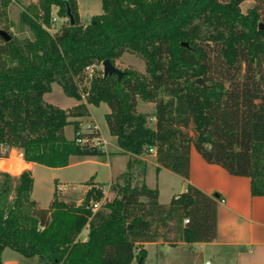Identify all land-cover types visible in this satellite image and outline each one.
<instances>
[{
    "label": "trees",
    "instance_id": "obj_1",
    "mask_svg": "<svg viewBox=\"0 0 264 264\" xmlns=\"http://www.w3.org/2000/svg\"><path fill=\"white\" fill-rule=\"evenodd\" d=\"M244 1L102 0V14L87 25L78 0L30 4L21 20L32 39L20 48L0 36V158L20 149L27 163L58 169L73 157H102L91 142L99 132L83 133L77 119L90 114L88 105L105 103L109 132L124 153L153 149L157 172L189 180L194 147L209 164L250 178L252 195L264 196V0L247 13ZM54 7L68 21L52 34ZM126 53L144 60L145 73L117 67ZM105 60L124 73L121 80L86 72ZM53 84L80 103H48ZM139 99L155 103L154 127L138 111ZM33 187L30 169L0 171V264L6 249L50 264H145L146 243H209L218 235L217 197L191 184L163 205L157 189L133 185L130 170L111 184V201L93 185L80 204L55 191L48 208L31 198Z\"/></svg>",
    "mask_w": 264,
    "mask_h": 264
},
{
    "label": "crops",
    "instance_id": "obj_2",
    "mask_svg": "<svg viewBox=\"0 0 264 264\" xmlns=\"http://www.w3.org/2000/svg\"><path fill=\"white\" fill-rule=\"evenodd\" d=\"M79 103L80 102L73 99L72 107ZM88 108L90 113V105H88ZM80 119L82 118L77 120L80 121ZM80 122L82 125V121ZM98 132L102 142L101 150L104 153L102 157L110 156L113 160L116 161V159H119L122 162L121 167H114L111 162L104 163V165L110 168L113 167L111 181L114 176L119 177L130 170L133 174V169H136L137 166L132 168V164L133 161H137L144 169V174L137 178L138 175L134 173L133 181L136 182L140 179L142 183L146 184L149 188L155 189V187H152L149 183L150 173L155 171L158 180L156 187L159 192V202L163 205L169 204L173 198H170L167 202L162 201V188L159 178L163 175L171 179L174 177L179 178V182H182L179 192L175 195L185 192L188 185L191 184L207 195L217 197L218 199V235L214 241L194 244L178 242L176 245H169L162 241L146 243L143 246L147 251L146 263L150 248H154L161 255L160 262L156 264H184L185 262L182 258H184V256L186 257V255L181 256L180 251H178V253H175V251L181 250V254H184L186 248H190L191 251L193 250L192 248H194L195 252L191 255L190 259H193V257L195 259L190 264H198L196 263L197 259H200L199 264H264V196L252 195L250 178L231 175L221 166L209 164L194 147L190 155L189 180H185L166 168H162L157 172L156 168L158 164L156 162L155 152H151V160H147L143 155L131 157L130 154L124 153L119 147L116 137L111 135L108 139V137H104L101 134L99 129ZM65 136L69 140L73 139L68 138L66 133ZM108 146L113 147V150H109ZM13 152L18 153L20 161L32 171L35 180V167L37 164L24 161L22 150L20 149H12V153ZM98 159L99 157L96 156L82 159L73 157L70 165L66 168L73 166L74 161L89 162L99 165L103 164L98 161ZM114 168L117 170L114 171ZM96 176L97 174L91 175V181L95 182ZM134 177H136V179ZM59 188L62 189L63 187L61 188V186H59ZM78 204H80V202ZM85 231L87 230H84L83 233ZM86 239L87 235L84 236L83 240ZM207 253H209L210 259L203 260V255ZM21 258V255L14 251L8 253L5 250L2 254L3 264H25ZM27 260H30L33 264L34 260H38V257L27 258Z\"/></svg>",
    "mask_w": 264,
    "mask_h": 264
},
{
    "label": "rangeland",
    "instance_id": "obj_3",
    "mask_svg": "<svg viewBox=\"0 0 264 264\" xmlns=\"http://www.w3.org/2000/svg\"><path fill=\"white\" fill-rule=\"evenodd\" d=\"M37 0H0V30L5 31L11 36V40L15 42L17 46L22 48V45L32 39V34L28 30V28L23 24L21 20L22 12L32 3H36ZM261 5L260 0H245L241 9L243 13H247V11L255 5ZM79 7V15L81 19V23L83 25H87L91 18L96 15L102 14V0H78ZM58 8H53V16L54 22L53 26L50 29L52 34H55L60 27L67 23L68 18H62L57 14ZM264 11V8H263ZM0 41V45H1ZM117 67L121 70L129 69L135 70L140 73H145V62L144 60L133 53H126L117 61ZM99 69L103 71L102 66H99ZM45 99L48 103L54 104L60 108L68 109L73 105V99L66 96L62 90V88L58 84L52 85V91L46 94ZM138 111L144 113L148 117V123L150 127L155 126V103L154 102H146L141 99L138 100ZM110 112L107 104L102 103L100 106L96 107L90 105V114L87 117H83L80 119L82 121L81 131L87 132L90 131L89 127L96 125L101 134L104 137L110 138L111 134L109 132V128L107 126V122L105 119L106 114ZM73 121L72 118L69 119ZM81 123V122H80ZM65 133L68 138L75 137L74 126L72 123L68 124L65 128ZM102 145V144H101ZM101 145H99V149L101 150ZM109 150H113V147L108 146ZM102 151V150H101ZM11 154V155H10ZM151 152H146L143 154V157L147 160H151ZM9 159H1L0 162H4L1 165L6 170H0L6 173H9L13 176H18L22 171L28 169L22 161H20L18 153L12 151L9 153ZM11 159V160H10ZM82 159V158H78ZM113 159L109 157H99L98 161L103 164H91L89 162H76L74 161V165L69 168H48L45 166L37 165L35 167V180L34 187L31 194V198L37 201L42 208H48L53 196L54 192L57 191L60 198L67 202H76L81 203L87 193V191L93 186L97 185L102 187L105 195V201H111L115 197V193L110 190L111 184L115 183L117 180V176L112 178V168L104 165V163L111 162L114 167H121V160ZM131 166V165H130ZM137 166L136 169H133L135 175H138L139 178L142 174H144V169L137 163V161H133L132 168ZM2 168V169H3ZM114 171L117 169H113ZM10 171V172H9ZM97 172V173H96ZM133 173V175H134ZM97 174L95 178V182L91 181V175ZM136 179V177H134ZM179 178L174 177L173 179L167 176H161L159 178V182L161 185V193H162V201L167 202L170 198H172L176 193L179 192L181 188V183L178 180ZM111 182V183H110ZM157 177L156 172L153 171L149 176V183L152 187L157 189ZM109 184V185H108ZM142 181L138 179L136 182L133 181V185H141ZM74 185V186H73ZM76 185V186H75ZM61 186L62 189L59 188ZM67 186V187H65ZM65 187V188H64ZM89 187V188H88ZM185 223V222H184ZM84 233L80 235V239L83 240L85 235H88V229L86 228ZM174 235L171 234L170 237ZM186 248L184 250V254H181V250H176L175 253L180 251V255L184 256L182 258L184 260V264H190L195 258H191V255L194 254L195 249ZM12 250L6 249V252L11 253ZM204 259H210L209 253L203 255ZM23 262L25 264H32L30 260H27L26 257L21 256ZM161 259L160 253L154 248L149 249V256L147 263L148 264H156L160 262ZM181 259V260H182ZM199 260L197 259L196 263L199 264ZM145 263V264H147ZM33 264H39L38 260H34ZM133 264H136L134 262Z\"/></svg>",
    "mask_w": 264,
    "mask_h": 264
},
{
    "label": "water",
    "instance_id": "obj_4",
    "mask_svg": "<svg viewBox=\"0 0 264 264\" xmlns=\"http://www.w3.org/2000/svg\"><path fill=\"white\" fill-rule=\"evenodd\" d=\"M68 17H69V19L71 21V25H74L75 20H74L73 15L71 14L70 9H68ZM259 28L262 29V30H264V23H261L260 26H259ZM0 36L5 41H10L11 40V36L8 33H6L5 31L0 30ZM102 66H103L104 76L117 75L119 80L122 79L124 73L121 70H119L116 66H114L110 60H105L102 63ZM197 83L199 85H204V81H203L202 78L197 79ZM38 262H39V264H50L47 261V259L44 256H42V255L41 256H38ZM136 264H143V263L141 261H139Z\"/></svg>",
    "mask_w": 264,
    "mask_h": 264
},
{
    "label": "built area",
    "instance_id": "obj_5",
    "mask_svg": "<svg viewBox=\"0 0 264 264\" xmlns=\"http://www.w3.org/2000/svg\"><path fill=\"white\" fill-rule=\"evenodd\" d=\"M99 66L101 67L102 66V64H100V65H98V64H94V65H92V66H89V67H87L86 68V72L89 74V75H92L95 71H100L101 69H99ZM102 68H103V66H102ZM89 129H91L90 131H87V132H84V131H82L83 133H92V132H94V131H98V129H97V127H96V125H93L92 127H89ZM87 140H82V139H77V142L78 143H85ZM92 143H93V145H96V146H98L99 147V145H101L102 144V142H101V140H100V138H94L92 141H91ZM150 152H154V150L153 149H150ZM11 155V154H10ZM10 158V156L8 157V158H3V159H9ZM2 159V158H1ZM0 159V160H1ZM11 160V159H10ZM1 161H3V160H1ZM2 163H4V162H0V164H2ZM3 167H1V165H0V170H6V169H2ZM10 172V171H9ZM100 206H101V203H95L94 205H93V210L94 211H96V210H98L99 208H100ZM184 222H185V224L186 223H188V219H185L184 220ZM209 264V263H208Z\"/></svg>",
    "mask_w": 264,
    "mask_h": 264
}]
</instances>
